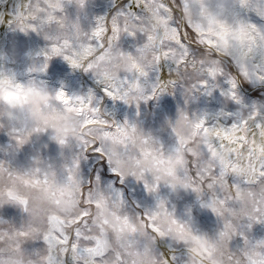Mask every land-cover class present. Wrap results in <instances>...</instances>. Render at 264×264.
Listing matches in <instances>:
<instances>
[{
    "label": "clouds",
    "instance_id": "obj_1",
    "mask_svg": "<svg viewBox=\"0 0 264 264\" xmlns=\"http://www.w3.org/2000/svg\"><path fill=\"white\" fill-rule=\"evenodd\" d=\"M31 3L32 8L26 11L35 16L36 33L48 37L45 40L50 44L67 41L66 52L80 65L75 70L91 64L90 73L101 91L104 86H120L119 78L127 75L128 85L121 86L120 95L139 98L150 94V76L157 67L154 57L159 56L163 65L160 75L165 77L160 81L163 94H171L180 86L191 99L227 77L239 85L236 92L243 107L238 105L229 118L208 115L206 133L195 127L200 115L187 107L179 108L174 120L165 119L161 125V130L176 129L171 132L175 142L167 147L159 135L146 132L136 121H129L128 135L121 137L115 129L117 121L108 116L112 125L108 135L104 124L84 126L76 113L54 119V91L46 83L18 75L11 65L21 61L19 50L0 46V129L15 127L27 142L45 133L36 129L47 124L49 139L57 144V140L69 141L65 147L87 144L89 151H94L93 146L103 144L105 158L110 154L113 165L128 177L133 172L139 175L141 182L152 188L147 191L156 197L154 207L138 213L125 199L106 192L105 186L95 181L89 184L82 178V182H70L67 168L72 157H64L66 163L59 170L39 156L18 167L3 161L0 210L18 208L23 222L19 228L8 224L0 231V262L264 264V244L259 243L264 237L252 234L254 225H264V101L246 102L240 87L247 83L264 85V0H246L243 5L240 0H129L111 20L115 17L118 23H126L133 37H143L134 52L122 50L115 39L103 47L92 43L93 28L85 31L79 18L73 19L67 11L70 5L83 10L88 0ZM31 15L17 22L25 28L17 29L19 32H33L27 28ZM23 58L31 59V53H24ZM209 68L218 69L214 77ZM142 72L149 76H142ZM172 81L177 85L174 89ZM201 82H206L208 89L192 88ZM252 105H256L252 109L258 118L255 121L249 115ZM229 119H242L247 125L241 122L233 128ZM257 122L261 123L259 128L255 127ZM196 161L202 178L199 173L193 176ZM46 173L48 182L44 183ZM76 179L81 180V172ZM209 183L213 187L209 188ZM162 188L176 200L194 193L201 206L214 203L219 212L202 207L217 218L216 231L210 234L198 229L191 216L179 218L175 209L169 208V198L160 195ZM20 232L27 235L20 236ZM237 238L241 243L234 246ZM36 241H42L40 248L26 247ZM89 248L94 251H87Z\"/></svg>",
    "mask_w": 264,
    "mask_h": 264
},
{
    "label": "rangeland",
    "instance_id": "obj_2",
    "mask_svg": "<svg viewBox=\"0 0 264 264\" xmlns=\"http://www.w3.org/2000/svg\"><path fill=\"white\" fill-rule=\"evenodd\" d=\"M128 2L129 0H120L109 4L105 0H88V3L83 10H80L76 5H70L67 11L73 19H76L77 17L79 18L85 31H89L95 27L98 17H106L105 26L108 31L105 35H111L110 20L112 15L115 14L116 10L123 7ZM142 43L143 37L139 34L136 37L124 34L118 41V46L121 47L122 50L134 52L136 47L140 46ZM6 44L7 46L15 47L21 54V61L15 65H11L12 68H17L16 70L30 72V68H39L40 64L44 61L43 56L33 53H31V59L23 58L24 53H29L28 50L31 48V42L28 34L14 30L8 35V41ZM37 44L42 47V49H45L49 47L50 42L46 41L41 35L40 37L37 36ZM46 70L53 77H55V82L59 79L73 77L76 79V83L77 81L83 82L81 88L82 86L85 88L90 87V85L87 86V82H90L92 74L90 72L86 73L82 70L73 69L66 61L63 60L62 57L51 58L48 61V67ZM151 76L154 79L155 74L153 73ZM52 79L53 78L50 80ZM36 80L40 81V79ZM90 83L93 84V81ZM95 87L94 89L97 90L96 92L101 95L102 91L100 87ZM240 87L241 94L246 100H250L252 103L255 101H264V91L262 90V86L247 83L241 85ZM227 88L228 84L221 79L217 87L213 89V92L215 93L216 91V93H218L220 92L219 90H226ZM201 96L202 94H194L191 99H188L184 94L183 88L177 86V88L168 96V99L163 101L161 106L157 105L158 101L156 98L148 100L147 102H140L138 108L135 104L129 106L134 109L133 120L139 123L146 132H153L154 134L159 135L162 145L167 147L169 144L175 142V137L169 128L165 127L161 130V125H163L165 119L174 120L179 108L187 107L189 112H195L198 114L196 111V107H198L197 100L200 99ZM8 132L9 130L0 129V161H7L13 166H24L32 158L39 156L59 170L66 163L64 157L73 158L79 153V148L75 145L71 147H61L55 141L50 140L47 132L34 135L25 144L19 146L17 145L16 140L10 136ZM96 157L97 155L93 154V151L85 153L84 158L80 160L81 175L82 178L92 181L99 176L101 178V185L106 187L108 185V179L112 177L109 175V165L101 158L95 159ZM124 180L125 182L123 187L125 188L126 193L124 199L136 210V212L142 213L144 209L155 206L156 197L147 191L143 182L137 181L131 176L125 178ZM116 182L117 185L121 184L119 176H117ZM160 195L162 197L167 196L169 198L168 206L170 209H175V214L179 218L187 219L191 216L198 229L206 231L210 234L216 231L218 227L217 218L210 209L201 206L194 193H188L183 200H176L174 197L170 196L167 189L162 188ZM0 220L4 221V223H0V231L5 230L8 224L19 228L23 222L20 210L15 207H6L0 210ZM252 234L257 238L264 237V225H254ZM240 243L241 239L237 238V240L233 242V245L237 246ZM41 246L42 241L31 242L26 245L29 250L38 249Z\"/></svg>",
    "mask_w": 264,
    "mask_h": 264
},
{
    "label": "snow or ice",
    "instance_id": "obj_3",
    "mask_svg": "<svg viewBox=\"0 0 264 264\" xmlns=\"http://www.w3.org/2000/svg\"><path fill=\"white\" fill-rule=\"evenodd\" d=\"M80 2L82 3V0H80ZM240 3L241 5H243L246 3V0H240ZM129 7H131V5H129ZM31 8H32L31 0H14V8L12 11L0 12V24L2 25L6 24L12 30L19 29L21 31H25V28L22 25L18 24L17 22L20 21L22 18L28 19L31 13L26 10L31 9ZM120 15H123V12H121ZM105 20H106V17L104 16H100L97 18L95 27L93 28V31L91 33V39H92L93 44H96L99 47H103L104 43L109 41L110 39H115L119 41L122 36L121 35L122 28L124 30V34H127L128 36H132V37L134 36V34L127 32L126 23L122 24L121 26V24L118 23L115 17H113L111 20V35H105V33L108 31V29L105 26ZM27 28L33 32L37 31V28L35 26V16L34 15H31V19L27 25ZM45 39L47 40L48 37H45ZM147 39L151 41L153 37L149 36ZM81 46L83 47V45ZM68 47H69V44L67 41H65L63 44H60V43L50 44L49 47L42 49L40 53L37 54V55L44 57V61L40 64L39 68L33 67V68H30L29 71L30 72H36V71L44 72L45 69L48 67V61L53 57H62L63 60L66 61L69 65H71L73 69L80 68V65H78L76 61L72 58L71 53L66 52V49H68ZM145 47H147V45H145ZM137 51L142 52L143 49H137ZM165 55L167 56V53H165ZM154 62L157 65V67H155L151 73V74L153 73L155 74L154 79L152 78V76H150L151 85L148 89V92L150 94L143 96V97H139V98H129L127 94L120 95V92L122 91V87H127L128 81L130 79L127 75H122L119 78L120 86L114 85L112 88L104 86L103 91H102L104 96L111 98L112 100H115V101H122L126 105L135 104L137 108L139 107L140 102L142 101L147 102L148 100L160 97L163 94L162 88L164 87L163 85H161L160 81L165 78L164 76L160 75V69L163 68V65L160 64L159 56L154 57ZM132 67H135V65L133 64ZM91 68H92V65L89 64L87 65V67H84L82 71L89 73ZM208 71L214 77L218 69L209 68ZM169 73H171V66H169ZM141 75L145 77L149 76V74L146 72H142ZM224 81L228 84V88L225 90L224 94L229 99L234 101L237 105L243 107V101L238 97V94L236 92V89L239 87L237 82L227 77H225ZM34 82H38L42 85L45 83L43 80H40V81L35 80ZM171 83H172V88L174 89L177 85L175 81H172ZM197 87H200L202 89H208V85L206 82H201L200 85H196V84L192 85L193 89ZM215 87H217V85H213L211 89L207 90V93L211 94L212 90ZM54 93H55V101H56V105H55L56 115L54 119H60L64 115L76 113L81 118L82 125L86 126L89 123H102L108 128V135H111L112 125L109 124V121L106 118L108 117V114L104 112L102 101L101 99H98L96 93L93 90H89L86 95H71L70 96L63 90V88H60V89L55 90ZM255 107L256 105H252L251 108L249 109L250 118L253 119L254 121L258 120L255 112L252 111V109H254ZM232 115L233 114L231 112H224V111L216 113L217 117L229 118ZM207 116H208L207 113L201 114L199 117H197L199 122L195 124V127L197 129H201L205 133L208 131V129L204 127L205 118ZM236 116L238 117L239 114L237 113ZM228 122L232 125L233 128L237 127V125L241 122L247 125V121H242V119H236V120L229 119ZM129 123L130 122L128 120H124L123 123H119V122L115 123L116 132L119 133L121 137H126L128 135L127 128L129 126ZM260 126H261V123L259 122L255 124V127L257 128H259ZM170 130L171 132H174V133L176 132L175 127L171 128ZM132 131H135V125H132ZM36 132L37 133L47 132V124L45 125L44 128H37ZM8 134L16 140L18 146L23 145L26 142V137L22 136L19 130H17L15 127H10ZM113 138L115 139V137ZM57 142L61 147H65L69 145V141H66V140H57ZM144 143H147V140H145ZM181 143H183L182 139H181ZM93 147H94V151L100 155L101 159L107 162V164L110 166L111 171L117 176H119L121 178V181L123 182V180L127 178L128 175L120 171L118 168H116L113 165V161H112L110 154L107 156V158H105L104 145L101 144L99 146H93ZM78 148H79V153L73 157L71 166L67 168L68 180L70 182H75V183L82 182V175H81V180L78 181L76 179V174L81 172L80 160L84 158L85 153L89 151V147L87 144L81 145ZM209 149H211L210 145H209ZM125 150H127V145H125ZM195 163L197 167L195 171L193 172V176L199 173L200 177L202 178L203 173L200 171L199 161H196ZM3 171H5L4 162L0 161V172H3ZM47 175L48 174L46 173L44 183L48 182ZM131 175L137 181H141V177L137 175L135 172L131 173ZM214 176H215V173H213V177ZM94 181L97 184H101V178L99 176H97ZM37 183H39V181H37ZM88 183L91 184L92 180H88ZM144 186L148 191H152V188L149 186L147 182L144 183ZM208 187L211 188L213 187V185L209 183ZM105 191L109 193H115L121 200L123 199L121 193L117 192V190L114 189L111 184L105 187ZM197 191H199V189H197ZM159 203H160V206L163 207L164 202L160 201ZM202 206L211 208L213 212L220 211L215 206L214 203L209 204V205H202ZM86 214L87 213H85V215ZM152 218L154 219L155 216H153ZM0 223H4V221L0 220ZM172 223L175 224L176 221L173 220ZM179 227L182 229L183 225H180ZM155 230L159 231V229H155ZM18 235L25 236L27 235V233L20 232L18 233ZM77 235L79 236L80 233L78 232ZM161 235H163V233H161ZM45 239L47 240L48 237L45 236ZM85 239H88V238L85 237ZM259 243L264 244V241H260ZM73 247H75V245H73ZM86 250L94 251V249H91V248L86 249ZM172 259L175 260L176 257L173 256ZM0 264H2V262H0Z\"/></svg>",
    "mask_w": 264,
    "mask_h": 264
},
{
    "label": "bare ground",
    "instance_id": "obj_4",
    "mask_svg": "<svg viewBox=\"0 0 264 264\" xmlns=\"http://www.w3.org/2000/svg\"><path fill=\"white\" fill-rule=\"evenodd\" d=\"M105 1L110 4V3H115V2L120 1V0H105ZM13 8H14V0H0V12H9V11H12ZM254 19H255V17H254ZM110 25H111V20H110ZM13 31L14 30H12L11 28L5 27L4 25L0 24V46L7 47L6 43L8 41V35L10 33H12ZM35 34L38 37L41 36L40 34H37L36 32L28 33L29 40L31 42V48L28 51H29V53L38 54L42 50V47H40L37 44V36ZM16 69L13 68V70H15L18 73V75H20L21 77L43 80L50 88L53 89V91L60 89V88H63V90L70 96L71 95H86L89 90H93L96 93L98 99H101L104 112L107 113L111 117V119H114L119 123H123L124 120L134 121L133 120L134 119V115H133L134 109L133 108H131L129 105L124 104L122 101H115V100H112L111 98L104 96L103 92H101V95H99L96 92L97 90L94 89V87L98 84H97V82L93 76L91 77L90 82L93 81V84L94 83L95 84L93 85L90 82H87V86L90 85V87L89 88L87 87L88 88L87 89L83 86L81 88V85L83 82L77 81V83L79 82L77 85L76 79L73 77L66 78V79H59L58 81L55 82L54 81L55 77H53L46 69L44 72L36 71L35 73L20 71V70H16ZM83 76H86V75H83ZM51 78H53V79L50 80ZM253 85H257V84H253ZM259 86H262V90L264 91V85H259ZM97 87L98 86H96L95 88H97ZM219 91L220 92H218V93H216V91L214 93L212 90L211 94H209L207 92L202 93V96L200 97V99L197 100L198 107H196L197 108L196 111H197L198 115H201L204 113H207L208 115H213V114H216V113L221 112V111H224V112L235 111V109L238 107V105H236L231 99H229L224 94V92H225L224 89H221ZM169 95L170 94H162L160 97L156 98L158 101L157 105L161 106L163 104V101L168 99ZM246 102L252 103L250 100H246ZM93 154L97 155V157L95 159L101 158L100 155L98 153H96L95 151H93ZM109 175L112 177L110 179H108V185L111 184L114 189H116L117 191H119V193H121V195L124 199L125 194H126L125 188L123 187L125 180H123V182L121 181V184H118L120 186H118L117 182H116L117 175L111 171L110 166H109ZM130 197H132V196H130ZM134 202H135V200H134Z\"/></svg>",
    "mask_w": 264,
    "mask_h": 264
}]
</instances>
